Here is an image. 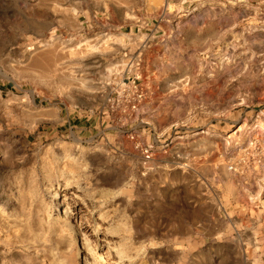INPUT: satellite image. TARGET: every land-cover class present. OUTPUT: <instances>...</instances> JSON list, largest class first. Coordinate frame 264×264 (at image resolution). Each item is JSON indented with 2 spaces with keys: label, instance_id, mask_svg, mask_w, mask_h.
Here are the masks:
<instances>
[{
  "label": "rangeland",
  "instance_id": "374dc122",
  "mask_svg": "<svg viewBox=\"0 0 264 264\" xmlns=\"http://www.w3.org/2000/svg\"><path fill=\"white\" fill-rule=\"evenodd\" d=\"M259 122L264 0H0V264H264Z\"/></svg>",
  "mask_w": 264,
  "mask_h": 264
},
{
  "label": "bare ground",
  "instance_id": "6f19581e",
  "mask_svg": "<svg viewBox=\"0 0 264 264\" xmlns=\"http://www.w3.org/2000/svg\"><path fill=\"white\" fill-rule=\"evenodd\" d=\"M183 1V0H182ZM53 36L54 35H52V38H53ZM54 38H55V36H54ZM46 55H48V54H46ZM47 57V56H46ZM46 57H44V58H46ZM48 61H49V59H48ZM52 60H51V58H50V62H51ZM110 70V69H109ZM113 70V69H112ZM112 72V71H111ZM76 73V72H75ZM71 75H73V73L71 74ZM74 76V75H73ZM72 77V76H71ZM75 77V76H74ZM77 79H78V77H77ZM79 79H80V77H79ZM73 80V79H72ZM75 80V79H74ZM76 81V80H75ZM77 81H80V80H77ZM257 128H259V131L260 132H263V130H264V126L259 122L258 123V126H257ZM155 130V129H154ZM168 129L166 128V131H167ZM156 131V130H155ZM159 131V130H158ZM157 131V132H158ZM163 132V131H162ZM166 133V132H165ZM247 134H248V132H247ZM161 135H164V133H162ZM159 136V135H158ZM158 138V137H157ZM65 191H67V189L66 188H62L61 190H60V192H59V194L57 195L58 196V198H59V200H60V204L59 205H61V206H63L64 208H65V213L67 212V215H68V213H69V211H68V208H67V206H66V203H65V198H64V194H62L63 192H65ZM80 191V190H79ZM79 191H75L74 193H72L71 195L76 199V200H79L80 198H81V194H80V192ZM250 198H251V196H250ZM254 199L255 198H252L251 199V201H254ZM82 206L84 207V208H86V205L85 204H83L82 203ZM74 215V214H73ZM80 223H82V224H80L79 225V227H78V234L81 236V242H83V243H87V237L89 236V235H96V234H102L101 236H102V238H100V240H101V244H100V250L101 251H104V253H103V256H101V258H100V262H101V264H123V261H122V259L123 258H120V255H119V257H118V253H119V246H117V242H115V240L113 239V237L110 235V234H113V233H110L109 232V229L108 228H105V227H101V226H95V224H85V223H83V222H80ZM30 224V223H29ZM29 227H30V225H29ZM110 227V226H109ZM41 229H43V228H41ZM29 230V229H28ZM30 231V230H29ZM44 231V230H43ZM54 231V230H53ZM46 233L47 232H45V236H46ZM58 233V232H57ZM115 233V232H114ZM42 234H44V233H42ZM41 234V232H38V233H36V232H34V236H35V241H37V240H48V241H51L49 238H46L45 236L43 237V235ZM19 235V234H18ZM27 235V234H26ZM51 235V234H50ZM17 237V236H16ZM18 238H20V241H22V239L21 238H24L23 237V235H19V237ZM31 238V237H30ZM29 238V239H30ZM25 239H27L26 238V236H25ZM54 240V239H53ZM18 241V240H17ZM23 241H24V239H23ZM31 241V240H30ZM25 243H26V241H24ZM38 243V242H37ZM84 246V245H83ZM60 247V246H59ZM63 249V248H62ZM62 249H59L58 247H57V249H53V252H54V255L56 256V258L57 259H59V261H61V262H63L64 264H73V260H72V254H70V256L69 255H66V254H64L63 253V251H62ZM70 253V252H69ZM87 253V252H86ZM122 253V252H121ZM74 256V255H73ZM58 261V262H59ZM124 261H125V259H124Z\"/></svg>",
  "mask_w": 264,
  "mask_h": 264
},
{
  "label": "built area",
  "instance_id": "2783aa9c",
  "mask_svg": "<svg viewBox=\"0 0 264 264\" xmlns=\"http://www.w3.org/2000/svg\"><path fill=\"white\" fill-rule=\"evenodd\" d=\"M120 89L121 94H119V97L125 98V95L128 94L129 100H127V103L130 107V111H136L145 99L144 91L139 89L138 80L129 77L123 81Z\"/></svg>",
  "mask_w": 264,
  "mask_h": 264
}]
</instances>
